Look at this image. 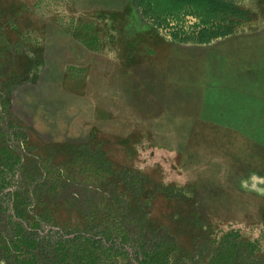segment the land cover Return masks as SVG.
Returning <instances> with one entry per match:
<instances>
[{
    "label": "rangeland",
    "instance_id": "1",
    "mask_svg": "<svg viewBox=\"0 0 264 264\" xmlns=\"http://www.w3.org/2000/svg\"><path fill=\"white\" fill-rule=\"evenodd\" d=\"M232 1L238 33L194 45L132 0H0V146L22 157L0 195L99 143L143 227L174 237L169 264H264V0Z\"/></svg>",
    "mask_w": 264,
    "mask_h": 264
},
{
    "label": "trees",
    "instance_id": "2",
    "mask_svg": "<svg viewBox=\"0 0 264 264\" xmlns=\"http://www.w3.org/2000/svg\"><path fill=\"white\" fill-rule=\"evenodd\" d=\"M132 4L147 26L179 44L206 45L235 35L250 15L232 0ZM72 150L68 163L48 159L36 166L33 179L30 171L20 175L9 198L0 195V264H169L174 237L162 228L143 227L134 202L138 182H127V171H117L99 143L93 150L84 144ZM21 159L19 152L0 146V164L11 174ZM98 175L102 182H92ZM198 253L192 248L184 258L195 264ZM178 263L175 258L173 264Z\"/></svg>",
    "mask_w": 264,
    "mask_h": 264
}]
</instances>
